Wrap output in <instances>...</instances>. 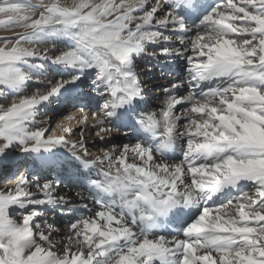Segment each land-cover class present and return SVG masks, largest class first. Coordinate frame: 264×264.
Segmentation results:
<instances>
[{"label":"snow or ice","instance_id":"6c2138e0","mask_svg":"<svg viewBox=\"0 0 264 264\" xmlns=\"http://www.w3.org/2000/svg\"><path fill=\"white\" fill-rule=\"evenodd\" d=\"M0 30L13 33L0 36V176L14 182L0 189V264H264V0H0ZM145 53L186 64L159 115L138 111ZM84 86L98 137L119 124L155 142L91 158L83 132L46 135L41 109L75 106ZM178 141L182 159L166 162ZM33 154L75 164L78 202L25 169ZM91 168L100 176L80 171ZM57 209L70 217L62 241L47 218Z\"/></svg>","mask_w":264,"mask_h":264},{"label":"bare ground","instance_id":"6f19581e","mask_svg":"<svg viewBox=\"0 0 264 264\" xmlns=\"http://www.w3.org/2000/svg\"><path fill=\"white\" fill-rule=\"evenodd\" d=\"M213 0H209L208 6H210L212 4ZM179 9V8H178ZM180 10V9H179ZM206 11V9H205ZM203 14V13H202ZM4 34H2L3 36ZM7 35V34H5ZM178 46V44H177ZM156 49L154 48V46L149 45L147 52L151 53L153 51H155ZM140 59V61H136V67L140 68L139 71V75H140V79L141 81H144V94H143V100L141 101V105L138 108V111H141V113L143 115H146L145 113L147 111H150L149 113H153L155 112V114L159 115V113L162 111V109L165 107V101L167 99V95L164 92L165 88H170L171 85L173 83H179L180 82V78L181 75L183 76L185 74V61L183 59H178L175 61V63H171L169 71L163 74L157 73V67H160V65L164 62L163 58H160L159 60H156L154 58H152L151 56H149L147 53L144 57H137ZM166 65H169L166 64ZM162 68V67H161ZM184 69V71H183ZM166 80V81H165ZM164 84V85H163ZM165 84H168L165 86ZM159 86H162L161 89H159ZM81 95L83 96V100L77 102L75 104V106L73 105H65L62 103H58L57 107H66L67 109H65L64 112H67V115H65L64 117L58 115L57 120L58 122L60 121V123H56L53 126L51 135H66V133H64L62 131L61 128L57 127V124H61L63 123L64 127H69L72 129V135L68 136L69 139H71L72 141L78 140L81 137V132H83V134H88V140L85 139V137L83 136L84 142H85V146L88 149V152L90 153L91 158H97V157H101L102 154L105 151H110V150H115V149H120L122 148V146L124 144H128V143H134L136 142L137 139L143 141L146 144H151L154 143L155 141H153L154 138H152L149 134L144 133L143 131H133L132 128L130 127H118L117 131H113L109 134H107L106 136H104L103 139H101L100 137H98L96 135V131L92 128V125L94 124V120L92 119V111L94 110V100L92 102V104H89V102L85 101H89L87 100V96H88V92L87 90L83 91V90H79ZM176 95H186L187 94V89L186 88H181L180 91L178 93H175ZM90 97L88 99H91V97H95V93L94 92H90ZM157 98H160L157 100ZM99 101V98L96 99V102ZM83 103L85 105L90 106V108L85 107V112L88 113V120L84 123V124H80L78 123V121H80L82 119V114L80 112V109L77 110V107H80V104ZM62 109V108H61ZM73 109H76V112H73ZM146 110V112H145ZM71 111V112H69ZM69 113V114H68ZM148 113V114H149ZM177 113L179 114V108L177 109ZM147 114V115H148ZM62 117V118H61ZM50 118H56V115H50ZM71 118V119H70ZM181 124L184 123V121L180 122ZM83 128L86 129V132H84ZM117 135H119V137H117ZM112 138L115 141L114 145H111V148L109 147V149L107 150H99L97 149V144H107V143H111ZM184 144V141H178L177 145L180 147V149L178 150L177 153H175L173 150L169 151L165 157L166 162L168 163H179L180 160L182 159V154H181V146ZM99 150V151H98ZM60 151L66 155V150L64 149H60ZM98 151V152H97ZM97 152V154L95 153ZM101 154V155H100ZM118 155V153H116ZM156 158L159 159V154H156ZM131 162V161H129ZM106 166V165H105ZM59 169H64V171H61L59 173V175H57L56 177L54 176V173L47 175H44V179H48V180H52V181H56L57 179L60 180V183L58 184V186L56 187L55 193L56 195H66L69 198H73L75 201L78 202V198L75 197V193L77 191H83L84 189L82 187H78L77 186V177H76V173H77V168L75 166V164H65V166H63L62 168ZM58 170V169H57ZM56 171V170H55ZM80 171L85 172V174L92 178L95 179L97 177L100 176L99 172L96 171V168H91V169H80ZM69 175H72V179L69 180L68 177ZM80 180H83L84 177H80ZM9 180L4 181L3 184L0 183V189H4L7 188L8 186L12 185V182H7ZM87 194V193H86ZM104 199H106L108 202H111L110 197L105 196ZM89 207L95 209V205H93L92 201L89 200ZM117 211H119V209H116ZM186 211H191L190 210H186ZM60 212L59 209H57L54 213L58 214ZM54 216H47V218L49 219V221H52L53 219H55V227L59 230L57 234H54V239L56 241H62L65 234L68 232V228H69V223H70V217L69 216H59V215H55ZM16 216V215H15ZM187 219V217H186ZM166 226H167V231L169 232H175L179 229V227H181V224H177L171 221V217H169V220L165 222ZM165 234H167V232H165ZM57 251H59L60 249H56Z\"/></svg>","mask_w":264,"mask_h":264},{"label":"rangeland","instance_id":"374dc122","mask_svg":"<svg viewBox=\"0 0 264 264\" xmlns=\"http://www.w3.org/2000/svg\"><path fill=\"white\" fill-rule=\"evenodd\" d=\"M67 2L68 3H71L72 2V0H67ZM2 34H4L3 36H5V34H7V35H12L13 33H11V32H5V31H3V30H0V36H2ZM56 43H57V49L56 50H53V52H54V54L55 55H58L59 54V51L60 50H63L65 47H66V44H65V41H63V40H57V41H55ZM146 55V53L145 54H142L141 56H139V57H144ZM153 58V57H152ZM136 61H140V59L139 58H137L136 57V59H135ZM136 63V62H135ZM166 64H168V62H166V61H164L161 65H160V67H157V73H159V75L161 74V72H160V70H161V67L162 66H164V65H166ZM56 67L57 66H55V65H49V67H48V73H47V75H49V76H55L56 74H55V72H54V70L56 69ZM184 69L186 70V64H185V66H184ZM184 69H183V71H184ZM137 71H138V73H139V71H140V68L138 67L137 68ZM34 74H36V75H39V73H34ZM181 77H182V75H181ZM58 78V77H57ZM40 79L41 80H43L44 79V76H41L40 77ZM166 81V80H165ZM164 85V84H163ZM166 85H168V84H165V86ZM162 88V86H159V89H161ZM36 89L35 88H29V93H31V92H33V91H35ZM80 90H83V91H85V90H87V91H89L88 92V96L90 97L91 95H90V92L92 91V89L90 88V87H87V86H84V87H82V89H80ZM87 96V100H89V101H85V103L86 102H89V104H92V102H93V97H91V99H88L89 97ZM158 99H160V98H157V100ZM9 103H10V101H9ZM100 103V101H97L96 102V104H99ZM57 102H53V104L52 105H50L49 106V108L48 109H41V114L39 115V119L40 120H44V121H50V123H48V124H45L44 125V127H47V128H49V132L48 133H46V135L47 134H51V132H52V129H53V126L56 124V123H60V121L62 120H60L59 122H58V120H57V117H58V115H60V116H62V117H64L65 115H67V112H64L65 111V109H67L66 107H57ZM89 104H88V106H87V108H90V106H89ZM0 105H3V106H7V104H6V102L2 99V98H0ZM77 105V104H76ZM68 106V105H67ZM62 108V109H61ZM75 108H77V110L78 109H80V107H75ZM76 109H73V112H76L77 111ZM69 112H71V111H69ZM145 112H146V110H145ZM150 111H147L145 114L147 115L148 113H149ZM44 113H46V114H44ZM153 113H155V112H153ZM69 114V113H68ZM150 114V113H149ZM50 115H56V118L54 119V118H50ZM61 117V118H62ZM117 126H119L118 124H117ZM83 130H84V132H86V129L85 128H83ZM83 136L85 137V139L86 140H88L89 138H88V134H83ZM106 136V135H105ZM117 137H119V135H117ZM109 139H112V138H109ZM115 144V141L112 139V141H111V143H105V144H102V145H100V144H97V149H99V150H107V149H109V147L111 148V145H114ZM180 149V147L177 145V148L175 149V150H173L175 153L176 152H178V150ZM98 150V151H99ZM97 151V152H98ZM61 152V151H60ZM97 152H95L96 154H97ZM62 153V152H61ZM101 155V154H100ZM27 159H28V162L25 164V169H30L32 172H34V173H36V174H38V175H40V176H42L43 178H44V175H49V174H52V173H54V176L56 177L57 175H59V173L61 172V171H64V169H49V168H47V167H41V161H40V159L35 155V154H33L32 156H29V157H27ZM63 166H65V164L63 165ZM62 168V167H61ZM56 170V171H55ZM96 171H98L99 172V174H100V171H99V168H96ZM4 181H6V179H4V177L3 176H0V183L1 184H3L4 183ZM7 182H12V185L11 186H8L7 188H10V187H12L13 186V181H7ZM5 189V188H4ZM33 191H35V189H33ZM54 212H52V211H49L48 213H47V216H54ZM16 218L17 219H19V217H20V213L19 212H17L16 214ZM55 215H59V216H62L61 214H60V212L58 213V214H55ZM50 219V218H49ZM48 219V220H49ZM56 226V225H55Z\"/></svg>","mask_w":264,"mask_h":264}]
</instances>
